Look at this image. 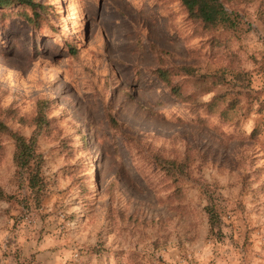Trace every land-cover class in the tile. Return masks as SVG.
I'll use <instances>...</instances> for the list:
<instances>
[{
  "label": "rangeland",
  "instance_id": "obj_1",
  "mask_svg": "<svg viewBox=\"0 0 264 264\" xmlns=\"http://www.w3.org/2000/svg\"><path fill=\"white\" fill-rule=\"evenodd\" d=\"M35 1L0 9V109L31 136L44 108L46 182L34 200L3 135L0 264H264V0L215 32L181 0ZM181 66L190 100L155 72ZM223 93L227 119L205 104Z\"/></svg>",
  "mask_w": 264,
  "mask_h": 264
},
{
  "label": "trees",
  "instance_id": "obj_2",
  "mask_svg": "<svg viewBox=\"0 0 264 264\" xmlns=\"http://www.w3.org/2000/svg\"><path fill=\"white\" fill-rule=\"evenodd\" d=\"M183 6L188 12L189 18L199 23L204 29L215 32L221 26L236 27L241 21L240 14L235 10H230L231 6H235L240 0H181ZM264 4V2H263ZM21 8L25 10L32 9L34 14L39 17L38 9L43 5L35 0H0V9ZM29 20L33 17L28 15ZM158 77L172 85V76L178 73L193 74L195 70L190 66H181L177 70L159 67L155 70ZM245 73L239 72L234 78L235 85L244 81ZM173 92L178 99L187 100L190 97L182 93L180 85H172ZM190 100V99H189ZM237 96L232 101H228L226 95H215L212 100L205 103L210 113H219L223 119L229 118L231 112H234L238 102ZM225 108L221 106L226 104ZM200 105V104H199ZM112 121L116 123L113 117ZM49 120L42 106L39 107L38 114L34 119L35 129L31 136H26L19 130L13 129L1 117L0 109V140L3 135H8L14 141V163L16 165L17 174L21 178L26 179L28 187L34 194V200L40 201L45 185V176L43 174L45 158L39 149L38 141L42 134L43 127L48 124ZM158 164L174 179L179 182L190 174L189 162L187 160H171L157 157ZM209 221L212 227L217 226L219 222V211L216 203L207 205Z\"/></svg>",
  "mask_w": 264,
  "mask_h": 264
}]
</instances>
